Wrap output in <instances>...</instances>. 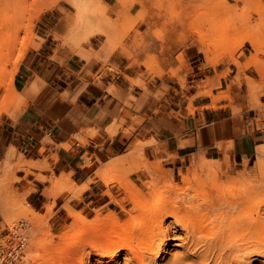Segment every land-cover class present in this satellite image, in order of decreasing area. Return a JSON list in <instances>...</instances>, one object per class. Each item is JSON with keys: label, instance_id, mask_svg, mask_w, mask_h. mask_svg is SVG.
<instances>
[{"label": "crops", "instance_id": "obj_1", "mask_svg": "<svg viewBox=\"0 0 264 264\" xmlns=\"http://www.w3.org/2000/svg\"><path fill=\"white\" fill-rule=\"evenodd\" d=\"M49 16L38 22L40 41L20 57L12 78L16 93L0 112V162L8 153L26 161L16 168L12 186L41 214L53 205L48 220L54 226L69 218L68 209L89 214L119 211V203H128L123 190L95 178L92 167L138 141L146 142L148 160L167 158L173 176L201 158L264 165V125L256 116L225 112L228 103H220L225 94L219 92L227 88L195 95L199 84L185 90L174 80L133 85L116 51L93 36L77 47L63 43ZM129 96L136 99L131 106L124 103ZM61 177L70 188L58 192L53 179Z\"/></svg>", "mask_w": 264, "mask_h": 264}, {"label": "rangeland", "instance_id": "obj_2", "mask_svg": "<svg viewBox=\"0 0 264 264\" xmlns=\"http://www.w3.org/2000/svg\"><path fill=\"white\" fill-rule=\"evenodd\" d=\"M171 1L173 0H101L98 6L95 4L96 0H27L28 9L22 18L24 25L18 35L16 34L12 47L0 48V112L6 109L16 93L12 78L15 77L20 57L27 47L40 41L38 33H41L42 28L38 25L39 20L57 10L56 15L49 16L50 25L52 31L61 29L58 32L62 42L77 47L87 44L92 36L99 39L100 44L116 51L125 62L128 72L133 75L129 79L131 84L145 88V82L149 81L156 87L159 81L170 83V80H174L183 90L195 89L191 85L199 84L195 95L209 93L215 87L218 90L227 88L219 92L225 94L220 103H228L223 107L224 111H230L235 116H256L260 125H264V25L260 19L264 0H187V5L176 4L171 13H168L171 10ZM190 1L192 3L188 4ZM117 6L120 8L114 12ZM103 9L109 19L119 18L117 26L109 34L102 30L95 16V12L101 13ZM78 15L81 17L78 18ZM64 19L66 21L61 26ZM149 20L159 22L153 23L147 30L145 23ZM169 20L177 23V27L169 29ZM230 62L235 66L230 64L229 69ZM222 76L224 81L220 85L219 78ZM197 78L203 80H198L199 83L192 80ZM134 101L136 99L129 96L124 103L131 106ZM140 106L141 103H138L137 109ZM133 118L141 120L136 116ZM145 143L139 141L125 154L98 166H93L90 158L84 156L85 164L93 166L95 178L104 184L113 183L123 190L128 200L129 193L144 190L149 183H154L155 178V181L163 185L168 184L170 180L182 185V176L188 175L190 179L200 175V180L204 181L207 176L201 168L206 171L208 169L209 173L219 172V181L226 183L236 181L239 186L248 188L260 184V218L264 222V165L261 160H257L251 167L229 158H201L179 169L178 174L173 176L172 170L168 168L167 158L156 157L148 160L143 151ZM13 160L17 165L19 162L26 163L24 160L19 161L17 154ZM13 162H0V264H11L6 251L7 243L9 240L14 241L20 232H24L25 246L17 261L19 264H34L36 244L44 239H54L53 243L50 240L45 244L46 249L60 247L64 243L60 242L62 234L70 230L73 218L69 216L60 226H54L48 220L53 205H48L44 214L26 205L24 196L17 193L12 186L16 170V164ZM136 174L141 178L135 179ZM53 183L58 192L70 188L67 177L53 179ZM190 189L185 191L187 197L194 201L200 200L196 192L193 193L194 188ZM174 191L176 192L170 195L171 198L183 196L178 190ZM151 201L149 198L145 202L150 204ZM14 204L16 208L11 209ZM123 206L129 208L131 203H119L120 209ZM109 211L111 210L107 212ZM69 212H76L88 219L107 214L99 210L89 214L72 209H68V215ZM113 212L117 220L124 219V212ZM23 213H28L33 218L22 220ZM37 218L40 226L36 229L32 222ZM20 226L23 228L20 229ZM172 251L178 253L180 248L167 247L161 258L150 264H167L173 255ZM110 264L130 263L120 255ZM243 264H264V257L249 262L247 260V263Z\"/></svg>", "mask_w": 264, "mask_h": 264}, {"label": "bare ground", "instance_id": "obj_3", "mask_svg": "<svg viewBox=\"0 0 264 264\" xmlns=\"http://www.w3.org/2000/svg\"><path fill=\"white\" fill-rule=\"evenodd\" d=\"M26 1L0 0V48L12 47L16 34L24 25L22 18L28 9ZM186 1L169 2L171 10L167 12L171 13L176 4L187 5ZM100 2L101 0H96L95 4L99 6ZM190 3L192 1L188 4ZM119 8L117 6L113 11L117 12ZM95 14L98 24H101L105 33H111L117 26L119 18L109 19L105 9ZM80 17L78 15V18ZM260 19L264 25V4ZM151 20L145 23L147 30L153 23L159 22V20ZM65 21L66 19L61 21V26ZM168 23L169 29L177 27V23L173 20H169ZM14 157L12 153H8L4 163L9 164L14 161L16 168L25 164L19 162L17 165L13 160ZM201 171L206 172L207 177L204 181L200 180V175L191 178L195 181H192L189 175L188 177L180 175L183 180L182 185H178L173 180L163 185L155 181V178L154 183H149L144 190L129 193L128 201L131 206L121 207L120 211L125 214L122 220H117L112 210L102 217L99 215L92 219L76 212H69L73 220L70 223V230L62 234L60 242L64 241V243L60 247L46 249L45 244L51 239L49 241L44 239L36 244L37 246L33 245L37 253L33 263L110 264L122 255L130 264H150L161 258L169 246L179 247L180 251L178 253L172 251L173 255L167 264H243L247 263V260L249 262L264 257L260 184H251L254 186L248 188L239 186L236 181L231 183L219 181V172L209 173V170L206 171L204 168H201ZM190 187L194 188L193 193L196 192L200 200L196 198L198 201H194L187 197L185 191ZM174 190H178L183 196L180 198L177 195L175 199L174 196L171 198L170 195L176 192ZM149 198L150 201L152 200L150 204L145 202ZM14 208H16L15 204L11 205V209ZM31 216L23 213L22 220L33 218ZM111 218L113 220L109 221ZM32 225L37 229L40 226L39 218L34 220ZM51 241L53 243L54 239ZM14 261H10L11 264H19L17 259Z\"/></svg>", "mask_w": 264, "mask_h": 264}, {"label": "built area", "instance_id": "obj_4", "mask_svg": "<svg viewBox=\"0 0 264 264\" xmlns=\"http://www.w3.org/2000/svg\"><path fill=\"white\" fill-rule=\"evenodd\" d=\"M20 228H23L20 226ZM7 246V254L9 256L10 261H14L18 259V256L23 254L24 246H25V235L17 234V238L14 241H8Z\"/></svg>", "mask_w": 264, "mask_h": 264}]
</instances>
